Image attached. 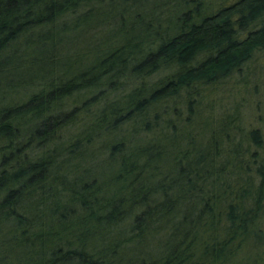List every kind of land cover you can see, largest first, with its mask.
<instances>
[{"label":"trees","instance_id":"1","mask_svg":"<svg viewBox=\"0 0 264 264\" xmlns=\"http://www.w3.org/2000/svg\"><path fill=\"white\" fill-rule=\"evenodd\" d=\"M258 54L264 0H0V264H264Z\"/></svg>","mask_w":264,"mask_h":264},{"label":"rangeland","instance_id":"2","mask_svg":"<svg viewBox=\"0 0 264 264\" xmlns=\"http://www.w3.org/2000/svg\"><path fill=\"white\" fill-rule=\"evenodd\" d=\"M216 9L220 5H229L234 0H202ZM112 38L111 32L100 34V40ZM93 43V40L90 44ZM258 60L250 67V71L244 81L239 77L227 80L219 87L213 97L214 107L227 108L235 103L240 104L243 123L246 128L257 127L264 138V54H258ZM155 80V79H154ZM262 116L259 121L258 116Z\"/></svg>","mask_w":264,"mask_h":264}]
</instances>
